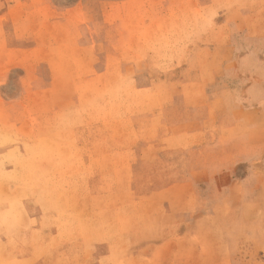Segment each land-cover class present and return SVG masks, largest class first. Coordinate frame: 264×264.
I'll use <instances>...</instances> for the list:
<instances>
[{
  "label": "rangeland",
  "instance_id": "374dc122",
  "mask_svg": "<svg viewBox=\"0 0 264 264\" xmlns=\"http://www.w3.org/2000/svg\"><path fill=\"white\" fill-rule=\"evenodd\" d=\"M261 30L264 0H0V179L4 162L26 169L34 159L49 157L50 135L28 128L27 91L36 97L37 111L53 108L42 102L53 100V94L75 97L81 115L93 112L100 120H113L118 146L134 140L124 134L133 123L123 116L153 114L154 125L175 132L205 108L211 147L216 157L220 153L226 173L219 189L209 181L204 197L217 212L204 219L192 214L199 203L184 181L147 187L133 181L130 166L115 165L112 264H163L159 258L169 253V245L141 247L144 228L152 240L168 242L171 225H179L181 233L187 221L203 220L210 228L264 221V87L257 86L264 68L248 55L264 51V38H257ZM245 74L252 81L249 88ZM40 79L54 85L35 87ZM219 124L224 128L217 132ZM186 135L163 133L161 141L185 148ZM150 137L159 140L157 134ZM165 145L162 153L170 149ZM178 173L184 174L183 166ZM240 242L241 261L228 260L232 241H227V260L210 264H264L262 255L249 261L248 237ZM176 252L186 255L185 236L179 235ZM203 252H212L210 239ZM147 254L155 257L147 260Z\"/></svg>",
  "mask_w": 264,
  "mask_h": 264
},
{
  "label": "crops",
  "instance_id": "0c3cea01",
  "mask_svg": "<svg viewBox=\"0 0 264 264\" xmlns=\"http://www.w3.org/2000/svg\"><path fill=\"white\" fill-rule=\"evenodd\" d=\"M257 36L264 38V30ZM248 55L264 68V51L253 49ZM243 79H247L249 88L252 83L249 75H243ZM48 85L52 87L53 80L46 83L40 79L35 87ZM257 85L264 87V79ZM51 97L54 99H43L42 102L50 103L53 108L37 111L36 97L30 96L28 91L24 96L30 132L49 134L53 140L48 149L49 157L34 159L26 169L13 162H4L2 168L0 264H112L115 165L130 166L133 181L146 183L147 187L158 181H169L172 186L184 181L188 195L195 196L199 203L196 209H191L192 214L202 215L204 219V215L217 212V208L207 204L204 197L208 194L209 181L217 183L219 189L218 184L225 180L226 173L225 168H220L223 164L220 153L216 157V149L211 147L209 109L203 108L200 115L187 117L185 126H175V132L154 125L153 114L136 111L123 116V120L133 123L124 129V134L134 140L118 146L113 141L116 133L113 120H100L93 112L81 115L77 109L78 101L73 96L53 94ZM202 102L204 104V100ZM222 128L224 126L219 124L217 132ZM183 132L187 134L185 148L162 144L163 133L173 137ZM153 134H157L159 140H151ZM163 145L170 148L167 154L161 152ZM53 149L62 154L51 153ZM115 154L122 157H115ZM161 165L175 168L162 171L157 168ZM179 165L183 166L184 174L178 173ZM250 196L256 197L257 194ZM209 226L203 220L187 221L185 227L180 228L185 232L179 233V225H171L168 242L165 239L152 240L153 233L144 228L139 235H143L140 245L168 244L169 253L159 258L163 264H210L227 260L223 248L227 241H232L228 260L239 262L242 260L240 241L245 235L250 240L249 261H254L253 255L256 261L257 255H262L264 260V221ZM242 229L244 233L239 232ZM128 235L129 231L123 237ZM179 235L185 236L187 248L186 255L181 257L176 252ZM205 239L211 240L212 252H203ZM152 257L155 254L145 256L147 260Z\"/></svg>",
  "mask_w": 264,
  "mask_h": 264
},
{
  "label": "bare ground",
  "instance_id": "6f19581e",
  "mask_svg": "<svg viewBox=\"0 0 264 264\" xmlns=\"http://www.w3.org/2000/svg\"><path fill=\"white\" fill-rule=\"evenodd\" d=\"M253 64V63H252ZM250 66H251V64H250ZM249 68V67H248ZM251 68V67H250ZM243 69V68H242ZM252 70V69H251ZM261 70V69H260ZM245 71V70H244ZM248 71V70H247ZM240 72V71H239ZM254 74V73H253ZM252 75V74H251ZM258 86V85H257ZM257 88H259V87H257ZM262 90V89H261ZM254 94H255V92H254ZM260 95H262L261 93H260ZM256 96H257V94H256ZM253 97V96H252ZM256 98V97H255ZM257 99V98H256ZM260 100V99H259ZM241 146V145H240ZM227 184V183H226Z\"/></svg>",
  "mask_w": 264,
  "mask_h": 264
}]
</instances>
